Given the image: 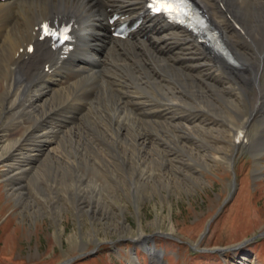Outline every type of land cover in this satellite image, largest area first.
Here are the masks:
<instances>
[{
    "label": "bare ground",
    "instance_id": "obj_1",
    "mask_svg": "<svg viewBox=\"0 0 264 264\" xmlns=\"http://www.w3.org/2000/svg\"><path fill=\"white\" fill-rule=\"evenodd\" d=\"M198 1L219 28L232 58L230 66L168 18L150 14L147 0L0 2V164L37 176L41 186L36 192L44 193L46 203L58 210L57 219L62 211L60 192L66 189L72 195L77 191L78 200L73 204L80 210H92L97 215L95 221L111 220L113 210L106 199L107 189L126 183V176L136 192L148 183L159 185L158 173L149 168L156 156L175 168L184 161L175 156L172 144L206 164L212 150L218 152L215 158L230 163L235 150L244 143L254 155L263 156L264 0ZM114 12L121 14L117 21L137 15H142L143 21L129 38H116L109 22ZM72 18L77 23L74 50L56 51L48 45V39H40L44 20ZM30 43L35 44L33 54L27 51ZM47 65L53 73L46 71ZM128 70L138 73L132 76L138 86L153 81L160 84L165 77L173 79L175 82L163 96L165 102L156 104L154 99L137 94L129 83ZM58 77L68 83L62 84ZM228 83L241 94L230 93ZM98 85L103 89L97 90ZM105 88L120 93L125 98L123 103L128 102L140 116L136 119L130 115L119 101L111 108L104 104L103 110L94 113L97 105H92ZM244 99L251 103L248 111ZM179 102L188 104L192 111L182 107L175 111ZM222 105H228L234 113L228 114ZM256 119L262 128L252 134L249 128ZM151 123L158 126L144 133L132 128ZM153 134L163 143L154 141ZM217 144L227 145L230 151L225 152V146ZM116 148L121 160L115 156ZM14 158L18 159L9 162ZM47 167L54 168L57 179L44 176ZM114 198L112 195V202ZM99 208L106 215L98 216ZM120 222L123 229L129 227ZM146 247L159 263L161 251L155 246Z\"/></svg>",
    "mask_w": 264,
    "mask_h": 264
},
{
    "label": "rangeland",
    "instance_id": "obj_2",
    "mask_svg": "<svg viewBox=\"0 0 264 264\" xmlns=\"http://www.w3.org/2000/svg\"><path fill=\"white\" fill-rule=\"evenodd\" d=\"M162 49L165 50L164 47ZM145 70L141 68L144 73ZM133 73L128 70L133 90L154 99L156 104L164 101L163 96L167 95L169 86L175 82L165 77L160 82L164 89L154 81L138 86L133 77L139 75ZM139 82L142 81L139 79ZM189 84L194 89V84ZM101 89L103 85H98L97 90ZM227 89L230 93L241 94L230 83ZM100 93L99 101L92 105H97L94 113L103 110L104 104L111 108L119 101L130 115L136 119L140 116L128 102L123 103L125 98L122 99L120 93L106 88ZM244 101V108L248 111L251 103L248 99ZM88 104H91V100ZM177 105L174 106L175 111L182 108L192 110L186 103L179 102ZM222 107L228 114L233 112L228 105ZM256 120L249 128L252 134L260 132L262 128ZM152 125L132 128L144 133L143 130L151 131L158 126L155 123ZM169 130L176 132L177 129ZM152 137L154 141L163 143L157 135L153 134ZM102 142L108 144L104 140ZM217 145L225 146V152L230 151L226 149L227 145ZM164 146L168 148V145ZM171 146L176 152L175 156H181L184 161L175 168L156 156L149 168L158 173L156 178H160L159 185H156L158 182L148 183L149 186L141 187L136 192L126 176V183H118L114 190L107 189L106 199L113 210L110 211L111 220L95 221L97 215L92 214V210H80L79 206L73 204L78 200L77 191L72 195L66 189L60 192L62 211L60 219H57L58 210L46 203L44 193L40 195L36 192L41 186L37 176L15 172L14 167L0 164V264H264V154L259 157L254 155L244 143L235 150L230 163L215 158L219 156L218 152L212 150L213 155L208 157L209 164H206L200 163L195 155L188 154L175 144ZM114 153L122 159L119 149L116 148ZM255 157L261 159L256 161ZM124 169L128 170L126 166ZM255 169L260 170L258 174L254 173ZM45 171L44 176L50 175L55 179L59 176L54 168L47 167ZM112 195L115 197L113 202ZM100 210L98 216L106 215L105 211ZM120 221L129 227L123 229ZM139 234H143L146 240L138 237ZM146 245L155 246L161 251L159 263H155L156 258L142 250ZM221 248L228 250L210 251Z\"/></svg>",
    "mask_w": 264,
    "mask_h": 264
},
{
    "label": "snow or ice",
    "instance_id": "obj_3",
    "mask_svg": "<svg viewBox=\"0 0 264 264\" xmlns=\"http://www.w3.org/2000/svg\"><path fill=\"white\" fill-rule=\"evenodd\" d=\"M162 10L166 11L169 14L170 19H177L178 18L175 15H173L174 8L172 5L165 4L163 6V9H162V7L160 6V0H157V6L153 9V11L156 13H159ZM44 30L49 31L47 25L44 26ZM61 38L62 39H70V37H68V35H67V29H65L64 31L61 32Z\"/></svg>",
    "mask_w": 264,
    "mask_h": 264
},
{
    "label": "water",
    "instance_id": "obj_4",
    "mask_svg": "<svg viewBox=\"0 0 264 264\" xmlns=\"http://www.w3.org/2000/svg\"><path fill=\"white\" fill-rule=\"evenodd\" d=\"M209 229V228H208Z\"/></svg>",
    "mask_w": 264,
    "mask_h": 264
}]
</instances>
